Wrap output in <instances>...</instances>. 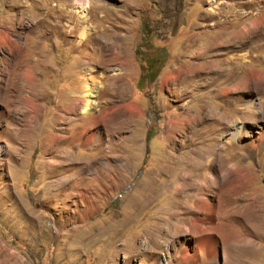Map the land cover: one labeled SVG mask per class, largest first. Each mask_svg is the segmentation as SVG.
I'll return each mask as SVG.
<instances>
[{
  "label": "rangeland",
  "instance_id": "rangeland-1",
  "mask_svg": "<svg viewBox=\"0 0 264 264\" xmlns=\"http://www.w3.org/2000/svg\"><path fill=\"white\" fill-rule=\"evenodd\" d=\"M87 3L0 0V264H264V0Z\"/></svg>",
  "mask_w": 264,
  "mask_h": 264
},
{
  "label": "bare ground",
  "instance_id": "bare-ground-1",
  "mask_svg": "<svg viewBox=\"0 0 264 264\" xmlns=\"http://www.w3.org/2000/svg\"><path fill=\"white\" fill-rule=\"evenodd\" d=\"M88 5V3H87V0H82V5H81V7H83L84 9L81 11L80 9H79V13H80V18L82 19V20H84V19H86L87 18V11L85 10V7ZM89 16V15H88ZM85 21V20H84ZM87 21V20H86ZM252 22V21H251ZM255 25V24H254ZM253 26V25H252ZM256 26V25H255ZM261 27V26H260ZM86 29V26H83L82 27V30H83V32H82V34H84V30ZM258 30H260V29H258ZM258 32V31H257ZM257 32H256V34H257ZM2 39V37L0 36V40ZM245 44V43H244ZM243 46V45H242ZM247 80H249L248 78H247ZM247 82V81H246ZM252 89V88H251ZM90 96H93V93L90 95ZM229 134H232L231 132L229 133ZM92 134H90L89 136H91ZM235 135V134H234ZM91 140V139H90ZM196 164V163H195ZM174 191V190H173ZM205 205V208L208 210L207 211V214L208 215H212V211H211V205L209 204V203H207L206 201H205V203H204ZM187 256H188V254H186Z\"/></svg>",
  "mask_w": 264,
  "mask_h": 264
}]
</instances>
